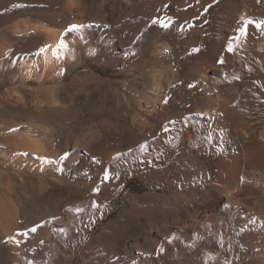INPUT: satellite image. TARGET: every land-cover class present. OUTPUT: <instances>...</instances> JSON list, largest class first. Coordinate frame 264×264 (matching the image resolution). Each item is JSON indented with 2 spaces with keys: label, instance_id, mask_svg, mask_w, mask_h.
<instances>
[{
  "label": "bare ground",
  "instance_id": "obj_1",
  "mask_svg": "<svg viewBox=\"0 0 264 264\" xmlns=\"http://www.w3.org/2000/svg\"><path fill=\"white\" fill-rule=\"evenodd\" d=\"M0 38L2 264H264V0H0Z\"/></svg>",
  "mask_w": 264,
  "mask_h": 264
},
{
  "label": "rangeland",
  "instance_id": "obj_2",
  "mask_svg": "<svg viewBox=\"0 0 264 264\" xmlns=\"http://www.w3.org/2000/svg\"><path fill=\"white\" fill-rule=\"evenodd\" d=\"M86 1H88V0H86ZM95 1L99 4L104 2V1L109 2V0H95ZM60 12H61V10H60ZM103 13L106 15L110 14L109 15L111 17L110 19H112L113 13L109 7L107 9H105L104 11H102V14ZM50 18L51 17L48 14L45 15L43 13H37V14H35V17L30 16V15L18 16L17 20L23 21L26 19H31V21H33V22L44 23L45 25L51 27V30H48V32L50 34H48L47 30H43V29H42L43 31L37 30V31L32 33V35L34 36L35 39H37L38 41L42 40V42H41V47H42V46H45L47 44L43 41L45 36L68 34V28L66 25H63L60 23H51ZM1 39L2 38H0V43H1ZM79 71H81V70H79ZM97 72L105 78H112L114 80L119 79V77H116L113 75L114 73L118 72V70H114L111 68H109V69L101 68ZM67 81H70V78H68ZM7 88H8L7 86H2L0 89V92H4L5 90H7ZM13 103H15V102L13 101ZM63 135H64V139L68 142V145H73L75 142L80 141L82 138H84V135L78 131H74L71 134H63ZM86 136L88 138L92 139V138L96 137L97 134L93 132V133L86 135ZM128 188L131 190L132 193H134L136 195L143 194V193H146L148 191L146 182L141 180L140 178H135L133 181H131L128 185ZM128 206H129V200L127 199V197H125L124 194H120L116 198L115 207L113 208L111 213L108 215L107 218H105L104 220H102L100 222V224L92 231V233H90V237L101 232L106 227V225L109 224V222H111L113 220H117L128 209ZM30 219H32V217H30ZM95 232H97V233H95ZM0 264H2L1 261H0Z\"/></svg>",
  "mask_w": 264,
  "mask_h": 264
},
{
  "label": "snow or ice",
  "instance_id": "obj_3",
  "mask_svg": "<svg viewBox=\"0 0 264 264\" xmlns=\"http://www.w3.org/2000/svg\"><path fill=\"white\" fill-rule=\"evenodd\" d=\"M165 27H167V25H165ZM76 28V26H72L68 31H74ZM241 34L242 35H246V29H241ZM233 39H239V37H234ZM63 43V42H62ZM228 51L229 52H233V48L231 46L228 47ZM220 63H223V61H220ZM33 231H35V229H33Z\"/></svg>",
  "mask_w": 264,
  "mask_h": 264
}]
</instances>
